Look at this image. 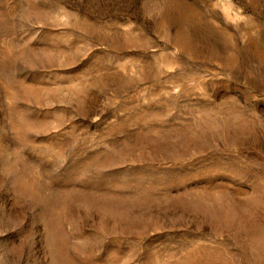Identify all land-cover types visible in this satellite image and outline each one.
Here are the masks:
<instances>
[{"label": "rangeland", "instance_id": "obj_1", "mask_svg": "<svg viewBox=\"0 0 264 264\" xmlns=\"http://www.w3.org/2000/svg\"><path fill=\"white\" fill-rule=\"evenodd\" d=\"M0 264H264V0H0Z\"/></svg>", "mask_w": 264, "mask_h": 264}]
</instances>
